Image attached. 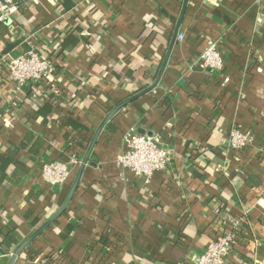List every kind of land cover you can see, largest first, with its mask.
Listing matches in <instances>:
<instances>
[{"label":"crops","instance_id":"obj_1","mask_svg":"<svg viewBox=\"0 0 264 264\" xmlns=\"http://www.w3.org/2000/svg\"><path fill=\"white\" fill-rule=\"evenodd\" d=\"M17 2L0 23V264L59 211L108 113L155 83L184 4ZM207 39L219 42L222 71L199 62ZM33 47L52 72L17 92L3 57ZM131 128L159 136L173 157L149 183L116 165ZM235 128L252 136L244 150L229 147ZM72 153L70 180L45 183L42 161ZM263 187L264 0H189L158 86L107 123L70 206L13 264H194L244 215L226 264H258Z\"/></svg>","mask_w":264,"mask_h":264},{"label":"built area","instance_id":"obj_2","mask_svg":"<svg viewBox=\"0 0 264 264\" xmlns=\"http://www.w3.org/2000/svg\"><path fill=\"white\" fill-rule=\"evenodd\" d=\"M18 8V4L13 0H0V23L8 21L18 12ZM184 39L185 35L181 33L179 40ZM3 59L6 61V69L17 92H22L29 84L40 83L49 77L53 69L51 62L34 47L22 54L8 53ZM199 62L210 70H223L224 59L217 40L207 39ZM224 82L228 83L229 78H225ZM251 141L250 134L235 128L229 136V147L234 151H241L246 149ZM123 146L124 150L117 158L116 165L131 171L147 183L155 173L166 172L172 167L173 157L162 146L159 136L139 134L135 128H131L123 137ZM77 164H79V158L75 153L70 154L68 158L42 161L41 176L50 186L63 185L70 180L72 168ZM262 193L264 195V187ZM244 216L230 220L231 230L229 232L220 230L203 254L195 259L194 264H226L237 244L236 231L243 226ZM258 264H264V262Z\"/></svg>","mask_w":264,"mask_h":264},{"label":"water","instance_id":"obj_3","mask_svg":"<svg viewBox=\"0 0 264 264\" xmlns=\"http://www.w3.org/2000/svg\"><path fill=\"white\" fill-rule=\"evenodd\" d=\"M188 2L189 0H184V4H183V8H182V12H181V15L177 21V24L175 26V31H174V37H173V40L171 42V45H170V48L166 54V57L163 61V64H162V67L160 69V72L158 74V77L155 81V83L148 87L147 89L143 90L142 92L140 93H137L136 95H133L132 97H130L129 99L123 101L122 103H120L119 105H117L115 108H113L109 113L108 115L104 118L102 124L100 125V127L97 129V131L95 132L94 134V137L91 141V144L86 152V155L76 173V176L68 190V193H67V196L61 206V208L59 209V211L55 214V216L49 220L47 223H45V225L43 227H41V229H39L36 233H34L29 239H27L25 242H23L21 245L18 246V248L14 251V253L11 255L10 257V260L8 261L7 264H13L14 261L16 260V258L18 257V255H20V253L23 251V249L30 243L32 242L37 236H39L42 231H44L50 224H52V222H54L58 217H60L67 209L68 207L70 206L77 190H78V187L80 185V181H81V178H82V175L84 173V170H85V167L86 165L88 164V162L90 161V158H91V155L93 153V150L97 144V141H98V138L101 134V131L104 129V127L107 125V123L112 119V117L117 113L119 112L121 109H123L124 107H126L127 105H129L130 103L134 102L135 100L139 99L140 97L152 92L159 84L162 76H163V73L165 71V68L167 66V63H168V60L170 58V55H171V52H172V48L174 46V43L177 39V36H178V33H179V30L181 28V25L183 23V20H184V16H185V13H186V10H187V6H188Z\"/></svg>","mask_w":264,"mask_h":264},{"label":"trees","instance_id":"obj_4","mask_svg":"<svg viewBox=\"0 0 264 264\" xmlns=\"http://www.w3.org/2000/svg\"><path fill=\"white\" fill-rule=\"evenodd\" d=\"M13 1L19 5V3L17 2L18 0H13ZM32 140H33V137L32 136H29L28 139H27V141L22 145V147L28 146ZM44 144L45 143H44V141L41 138H37L35 140L34 147L31 148L32 149V152L31 153L33 154V156L36 155V153L39 151L40 147H42ZM236 235L238 236V234H236Z\"/></svg>","mask_w":264,"mask_h":264}]
</instances>
